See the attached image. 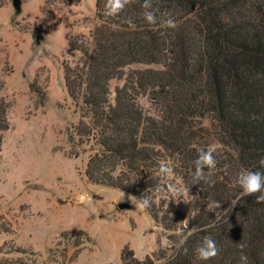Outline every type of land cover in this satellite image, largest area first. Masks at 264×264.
<instances>
[{
	"label": "trees",
	"instance_id": "obj_1",
	"mask_svg": "<svg viewBox=\"0 0 264 264\" xmlns=\"http://www.w3.org/2000/svg\"><path fill=\"white\" fill-rule=\"evenodd\" d=\"M122 2L114 15H105L107 0H95L98 23L87 37L72 36L68 43L80 59L63 63L64 86L79 110L76 134L93 151L86 177L149 197L146 210L170 234L171 253L138 259L125 246L122 264H241L240 243L247 264H264V202L256 200L259 193L241 195L235 185L241 169L264 171L258 163L264 156V0H150L148 8L145 0ZM147 12L155 23L145 19ZM135 63L159 67L125 71ZM113 78L123 83L111 101ZM149 94L156 113L141 103ZM7 109L0 97V155ZM209 148L216 164L204 172L214 183L197 181L189 171L198 151ZM164 152L175 155L190 182L185 223L191 235L173 203L156 209L155 170ZM213 201L220 207L210 208ZM205 237L219 251L199 260L194 250ZM16 252L0 264H36L35 253Z\"/></svg>",
	"mask_w": 264,
	"mask_h": 264
},
{
	"label": "rangeland",
	"instance_id": "obj_2",
	"mask_svg": "<svg viewBox=\"0 0 264 264\" xmlns=\"http://www.w3.org/2000/svg\"><path fill=\"white\" fill-rule=\"evenodd\" d=\"M21 2L16 10L12 0H0V97L9 121L0 155V259L18 257L22 248L36 254V264H122L125 246L138 259L171 251L169 232L137 208L138 197L92 183L84 173L93 151L76 134L79 110L64 86L63 63L80 59L68 43L72 36L87 37L98 23L95 0ZM158 67L135 63L125 71ZM122 83L109 81L111 101ZM141 103L156 113L151 94ZM170 155L164 152L159 165L171 164L175 176L156 172L159 185L180 181L190 191L179 160ZM189 191L159 193L157 211L173 203L184 224Z\"/></svg>",
	"mask_w": 264,
	"mask_h": 264
},
{
	"label": "clouds",
	"instance_id": "obj_3",
	"mask_svg": "<svg viewBox=\"0 0 264 264\" xmlns=\"http://www.w3.org/2000/svg\"><path fill=\"white\" fill-rule=\"evenodd\" d=\"M122 0H107L105 5L106 12L105 15H114L119 9L123 8ZM144 7H150V0H145ZM145 19L149 23H155V17L152 12L145 13ZM168 24H172V21H167ZM213 149L209 148L208 150L201 149L198 151L196 158L192 161V168L189 169L193 178L197 181L205 180L209 183H214V181H210L208 176L205 175L204 169H212L215 167L216 161L212 155ZM261 168H264V156H261L258 161ZM158 174L161 177H166L169 180L173 179L175 176L173 166L169 163H161L159 168L157 169ZM235 185L239 187L241 190V195L248 196L253 193H259L256 196V200L258 202H264V171L259 169L253 171L250 168L241 169L235 179ZM179 193L184 192L185 194L188 193L189 189L185 187L180 181H177L176 184L169 183L167 188L163 185H157L154 189L156 194H159L164 191ZM123 196V193H121ZM81 200L84 199L83 196L80 197ZM134 200H137L136 197H133ZM233 205H235V201H233ZM137 208L141 211L150 207V198L145 196L139 198L137 200ZM209 207H220V203L218 201H213ZM183 231L187 232L188 235H191V230L187 227L185 223ZM187 236L181 239L180 244L185 243ZM237 247L241 250V254L239 256V260L241 264H247L248 257L243 253V249L246 247V244L240 243ZM195 255L199 260H208L211 257L217 255L219 249L217 247L216 241L211 237H205L203 240L198 244L195 248Z\"/></svg>",
	"mask_w": 264,
	"mask_h": 264
},
{
	"label": "water",
	"instance_id": "obj_4",
	"mask_svg": "<svg viewBox=\"0 0 264 264\" xmlns=\"http://www.w3.org/2000/svg\"><path fill=\"white\" fill-rule=\"evenodd\" d=\"M21 0H12V5L14 6V8L16 10H20L21 8ZM129 204L128 203H119L118 204V208H129Z\"/></svg>",
	"mask_w": 264,
	"mask_h": 264
}]
</instances>
